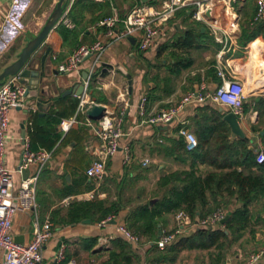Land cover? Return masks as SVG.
I'll return each mask as SVG.
<instances>
[{"label": "crops", "instance_id": "1", "mask_svg": "<svg viewBox=\"0 0 264 264\" xmlns=\"http://www.w3.org/2000/svg\"><path fill=\"white\" fill-rule=\"evenodd\" d=\"M58 1L19 0L16 3L15 0H0V22L8 16L0 36V72L16 60L27 42V35L37 34L42 29ZM164 1L80 0L73 9L74 0L66 16L51 30L28 65L30 68L41 70L42 56L47 48H51L45 61V69L41 71L37 93L34 91L31 96H26L25 106L13 109L10 113V138L5 163L11 170L17 168L22 158L24 138H29L32 148V134L36 140V149L32 148L33 150L44 148L53 152L38 184L36 213H17L12 229L18 242L29 243L34 237L36 221L52 222L53 233L43 247L41 264H106L109 250L115 247L118 238L126 241L138 252L141 264H168L152 257L149 242L139 234L141 244L136 247L117 230L119 224L128 226L126 215L133 205L140 202L139 200L127 205L119 214L112 215L117 223L111 221L105 225L101 224L105 219L93 221L86 218L72 223L64 222L63 218L66 217L70 202L95 197L115 200L122 190L125 200L136 199L140 196L138 194L145 199L150 198L157 180L162 175L190 166V160L184 154L171 149L168 139L180 136L175 132L176 129H180L183 122L189 123L192 116H197L199 106H213L223 112L224 110L212 101L190 104L170 124L156 126L143 122V117L139 114L141 100L144 98L146 103H151L149 109L146 107V111L147 114H154L163 108L176 106L187 92L196 89L200 84H205L209 90L215 89L221 84L218 74L220 52H223L222 63L225 67H237L236 64L242 61L249 47L251 60L253 53H259L260 59L264 60L262 42L259 49L253 47L252 41L242 45L239 41V31L232 36L231 16L224 2L216 4L215 16L212 19L215 27L219 29L218 35L212 32L207 21H197L193 18L195 7L184 6L166 23L165 35L159 36L146 51L138 47V32L128 38L114 39L108 37L106 28L99 24L115 11L123 19L136 6L146 3L160 8ZM60 26L64 28L62 31L59 30ZM117 29L122 30L123 24L118 25ZM220 35L225 38V43L217 41ZM257 38L264 41L262 36ZM98 40L105 44L104 51L87 57L76 70L68 73L58 71V65L66 61L79 45L93 44ZM189 60L191 64L183 67ZM85 72L91 75V79L84 93L80 96L68 93V90H74L83 82ZM240 77L242 78L241 75ZM255 85L260 87L257 92H264V85ZM83 98L88 102L102 104L113 112L120 108L125 109L121 145L130 146L132 159L128 164L123 163V152L119 150L108 159L106 175L100 182L86 173L92 162L98 159L101 141L97 134L98 120H91L86 111H79ZM260 99L261 97L251 96L247 99L240 121L246 118L249 120L246 127L242 125L250 141L249 145L264 149V127L258 125L257 130L253 127L259 122ZM55 112L62 114L57 124L51 118ZM72 117H76L78 123L64 132L60 127L62 120ZM88 119L92 121V125L87 124ZM189 129L194 132L193 128ZM145 160L146 165L143 164ZM200 169L206 171L209 168L201 165ZM20 179V175H15L16 185ZM66 185H71L77 193L66 196ZM114 186L116 189H113ZM118 187H121V190ZM91 192L94 194L93 198L88 197ZM67 198L70 199L66 201ZM223 209L226 215L229 214V211ZM179 212L165 216V222L160 224L163 228L160 230V236L175 230ZM255 221L256 218L253 224ZM195 224L196 221L190 218L186 226L188 233L198 227ZM224 224L207 226L221 228L229 233ZM62 246L65 259L58 262L56 255ZM263 248L264 233L259 230H255L252 235L244 233L238 240L226 242L224 264H248L250 256ZM213 251L214 248L186 249L172 264H211ZM255 264H264V254Z\"/></svg>", "mask_w": 264, "mask_h": 264}, {"label": "built area", "instance_id": "2", "mask_svg": "<svg viewBox=\"0 0 264 264\" xmlns=\"http://www.w3.org/2000/svg\"><path fill=\"white\" fill-rule=\"evenodd\" d=\"M19 0H15L17 3ZM103 1V0H97ZM242 0H165L162 7L158 8L151 4H143L133 8L123 19L115 11L112 15L102 19L99 24L106 28V34L110 38L124 39L139 33L138 47L146 51L150 49L159 36L166 33V23L173 17L176 11L184 6H193V18L197 21H207L211 30L218 35L219 29L215 27L212 19L214 10L218 2L226 3L231 16L230 28L232 36L236 35L239 28V15L236 9V3ZM74 0H69L68 6L63 17L66 16ZM256 11L253 17L254 22L264 21V0H255ZM1 10V7H0ZM5 20L0 22V36L4 31ZM69 24V21L66 20ZM123 24V29L118 30L117 26ZM217 41L225 43L223 36L217 37ZM106 48L102 41H96L93 44L79 45L69 56V58L60 63L57 67L60 73H68L79 68L83 61L94 54H99ZM223 52L218 54V63L220 65L218 74L221 78V84L213 90H209L205 84H200L196 89L185 94L182 100L169 108H163L154 114H147L146 100L143 98L139 106V114L143 117V122L152 125H166L173 122L179 113L190 104H204L208 101L218 104L224 112H234L239 120L244 115V104L247 99L254 95L253 91L246 90V82L240 77V71L237 67L223 66ZM56 58V56H54ZM89 74L85 80V86L90 82ZM19 75L9 76L0 87V264H41L43 261V247L53 233V224L50 220L44 223L36 221L34 226V237L29 243H20L16 241L13 234L14 217L19 212L33 211L36 213L38 207V184L43 169L52 158V151L40 148L33 150L30 147L28 137L24 138V149L22 158L17 168L14 170L6 166L5 158L7 154V144L9 141L10 113L13 109L24 107L27 94V86L21 83ZM94 101L88 102L83 98L80 102L79 111L85 112ZM125 109H119L117 112L107 109L106 114L97 121V134L101 141L98 151V159L94 160L86 170L88 176L102 181L106 175V164L108 159L113 157L119 150L123 152V163L128 164L132 159L131 148L129 145H121V138L124 136L123 119ZM75 123H78L76 117L62 120L60 127L67 132ZM87 124L92 125L91 120ZM178 130V135L182 136L188 151H193L198 147L197 135L182 123ZM256 160L259 164L264 163V149H259ZM144 165L147 164L145 160ZM28 171V176L23 177V172ZM15 175H20V182L16 185ZM93 192L88 194L93 198ZM70 198H67L68 201ZM226 212L219 208L212 214L203 219H198L195 226H207L220 224L225 218ZM114 216H109L101 224L110 223ZM178 225L174 231L163 233L156 241L160 248H165L176 242L180 236L187 233L186 226L190 217L184 211L177 214ZM117 230L134 246L141 244L140 236L132 231L125 224H119ZM264 254V248L253 254L249 258L248 264H255ZM65 259L64 246H62L56 255L58 262ZM74 263V261H72Z\"/></svg>", "mask_w": 264, "mask_h": 264}, {"label": "trees", "instance_id": "3", "mask_svg": "<svg viewBox=\"0 0 264 264\" xmlns=\"http://www.w3.org/2000/svg\"><path fill=\"white\" fill-rule=\"evenodd\" d=\"M78 2L80 0H75L73 9ZM241 2L245 4L243 8L239 6ZM252 2L253 0H243L236 3L237 11L245 16L239 41L244 46L252 41L253 47L260 49V42L264 46V41L257 37L264 38V21H253L256 8L252 7L251 12L248 10ZM63 29V26L59 27L60 31ZM190 64L189 60L183 67ZM262 65L264 66V63ZM261 70L262 77L257 79V83L264 85V67ZM263 102L264 98L261 97L259 122L253 126L255 130L259 128L258 125L264 124ZM146 104L149 109L151 103ZM197 110V116H192L185 126L193 128L198 137V147L188 151L182 136L168 139L171 149L181 152L190 160L189 168L162 175L157 180L150 198L145 199L138 194L140 196L136 199L125 200L122 190L115 200L98 197L73 200L66 217L63 218L64 222L72 223L86 218L101 221L119 214L127 205L139 200L140 202L130 208L126 222L131 230L149 242V252L153 258L172 264L183 250L214 248L211 264H224L226 242L241 238L254 219L260 218L264 213V163L257 162L259 149L251 147L247 137L240 138L232 134L228 123L223 119L225 112L213 106H199ZM61 117L62 114L55 112L51 118L57 124ZM178 130L179 127L175 132ZM32 138L31 146L36 149L33 134ZM201 165H206L209 169L202 171ZM65 188L66 196L77 193L71 185H66ZM256 204H262L261 208H254ZM219 208L229 211L230 218L224 224L229 233L221 228L199 226L192 232L183 234L169 246L158 247L156 241L160 237V230H163L160 224L165 222L166 215L184 211L195 222L197 218H206ZM106 264H141V256L126 241L118 238L115 247L109 250Z\"/></svg>", "mask_w": 264, "mask_h": 264}, {"label": "water", "instance_id": "4", "mask_svg": "<svg viewBox=\"0 0 264 264\" xmlns=\"http://www.w3.org/2000/svg\"><path fill=\"white\" fill-rule=\"evenodd\" d=\"M143 2H147V0H142ZM69 0H59L50 14L48 20L42 27V29L37 34H28L27 42L21 51L18 53L16 60L12 63L8 64L4 69L0 72V87L4 84L6 79L12 75H19L21 83L27 86V94L26 96H31L32 92L36 91L37 93V85L39 84L41 71L45 69V61L51 51V48H47L45 53L41 59V70L30 68L28 65L33 58L34 54L42 47L47 36L51 32V30L60 23L63 18L64 12L68 6ZM89 76L88 72H85L83 75V82L79 84L74 90H68V93H75L80 96L85 91V80H87ZM132 81H130V85ZM35 93V94H36ZM223 110V109H222ZM107 112V107L98 104L92 103L86 110V115L91 120H99L101 119ZM224 121H226L234 135L240 138L246 137L245 130L239 120V118L235 115L234 112L228 111L224 114ZM25 137V133H24ZM28 176V171L23 172V177L26 178ZM230 218V215L227 214L225 218L221 221L222 224L226 223ZM90 221V220H86ZM112 223H117L114 219ZM161 233V231H160ZM17 241V239H16Z\"/></svg>", "mask_w": 264, "mask_h": 264}, {"label": "rangeland", "instance_id": "5", "mask_svg": "<svg viewBox=\"0 0 264 264\" xmlns=\"http://www.w3.org/2000/svg\"><path fill=\"white\" fill-rule=\"evenodd\" d=\"M244 5L245 4L243 2L239 3V6L241 8H243ZM252 7L256 8L255 0H253L252 4L250 6H248V10L250 12L252 11ZM238 15H239V28H238V31L240 33L241 32V24L243 22H245V16H243V13H241V12L240 13L238 12ZM246 51L247 52H246V54H244V56L242 58V61L240 63H237L236 65H237V68L240 71V74H241L243 80L246 82L247 88H248V90L250 92L251 90L253 91V89H254L253 87L257 83V79L259 77H262L261 68H263L262 67V63H264V60L260 59L259 53H257V54L253 53L252 60H251V58H250L251 57V55H250V47ZM252 97H257V98L264 97V92L254 93V95H252L251 98ZM240 122L245 127L249 124V120L247 118L241 120ZM262 126L264 127V124H262ZM113 189H116L115 186H114ZM118 189L121 190V187H118ZM114 192H116V191L114 190ZM128 193H130V191H128ZM112 200H114V199H112ZM261 206H262V204H256L254 208H256V209L257 208H261ZM255 222L256 223H254V224L252 223L251 226L245 231V233L247 235H252V233H255V230L256 231L259 230L260 233L261 232L264 233V230H263L264 229V213L262 214V216L260 218H257V221H255Z\"/></svg>", "mask_w": 264, "mask_h": 264}, {"label": "bare ground", "instance_id": "6", "mask_svg": "<svg viewBox=\"0 0 264 264\" xmlns=\"http://www.w3.org/2000/svg\"><path fill=\"white\" fill-rule=\"evenodd\" d=\"M251 58V57H250ZM254 89H253V92H257L258 90H260V87L259 86H256V85H254V87H253ZM246 90L249 92V90H248V88H247V85H246ZM252 91V90H251Z\"/></svg>", "mask_w": 264, "mask_h": 264}]
</instances>
